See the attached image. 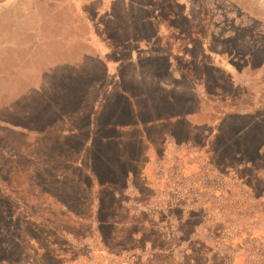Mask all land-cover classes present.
<instances>
[{"label":"rangeland","instance_id":"rangeland-1","mask_svg":"<svg viewBox=\"0 0 264 264\" xmlns=\"http://www.w3.org/2000/svg\"><path fill=\"white\" fill-rule=\"evenodd\" d=\"M163 1L132 2L134 12L130 16L120 9L114 12L111 2L103 6L110 10L96 15L101 0H0V194L6 191L12 199L16 229L23 228L43 245L48 235L57 233L52 242L56 249L68 252V259L78 260L80 255H89L90 249L101 248L92 239L70 242L67 235L57 232V226L48 223L39 230L42 220L36 213L44 214L54 225L59 221L45 215L44 203L34 199L38 186L48 181L42 175L66 172L71 165L65 158L73 154L84 163L89 154L103 165L115 144L126 155L134 147L131 137L126 136L122 146L121 141H113L115 133L131 130L126 129L131 124L129 119L121 121L126 106L151 108L161 104L168 108L173 104L185 108L188 103L186 93L179 88L190 82L174 73L176 55L170 42L175 35L167 27L172 21ZM176 1L178 10L186 13L191 7L194 17L201 18L210 30L208 51L217 50L213 65L218 63L216 72L220 75L218 80L212 76L211 84L216 81L219 87H226L232 82L227 69L221 67L226 66L240 75L239 93L249 82L259 90L264 88V0ZM248 51L254 55L240 60ZM102 62L108 72L124 66L119 84L114 85L117 77L109 78L105 71L96 85ZM121 72L116 71L117 75ZM84 80L92 95L83 93ZM109 83L114 85L113 93L107 88ZM95 85L97 89H93ZM263 103L264 99L259 105ZM260 115L264 116V110ZM248 117L242 118L249 125L240 135L264 145V126L254 116ZM116 124L122 125L115 128ZM153 133L152 140L160 145V132ZM222 144L220 141L209 150L212 159L206 179L186 181L173 176L177 168L171 164L167 170L172 179L159 184L165 192L155 197L151 192L125 194L124 211L115 206L109 215L128 224L126 231L117 233V240L106 231V241L115 253L99 252L102 261L98 264H230L233 253L240 250L251 257L252 264H264V174L254 179L243 173V184L232 181L234 174L228 178L231 172L216 154L223 150ZM86 146L89 148L84 153ZM123 154L126 163L129 157ZM263 157L258 158V169L264 168ZM215 160L219 165L212 163ZM199 163L196 156L188 160L191 174L198 171ZM109 164L107 169L111 170ZM76 166L84 168L81 163ZM218 168L220 171L215 170ZM207 187L211 188L202 191ZM130 188L141 187L134 181ZM253 197L258 202L249 199ZM255 207L261 220L246 229L244 221L251 223ZM32 213L37 219L28 222ZM86 233L87 228L83 230ZM131 236L137 242L136 249H132L135 242ZM15 252V264H37L28 243ZM83 262L89 261L84 258Z\"/></svg>","mask_w":264,"mask_h":264},{"label":"trees","instance_id":"trees-1","mask_svg":"<svg viewBox=\"0 0 264 264\" xmlns=\"http://www.w3.org/2000/svg\"><path fill=\"white\" fill-rule=\"evenodd\" d=\"M98 14H100L99 10L96 12V15ZM215 51L217 50L209 51V55L205 57L207 64L210 65L213 63L212 59ZM253 55L252 51H248V54L243 55L245 59L241 57L240 60L246 61ZM55 97L54 102L58 99L57 96ZM176 114L177 113L173 111L153 113L150 110H141L138 111L137 118L138 122L141 123L156 118L162 119L166 115L173 116ZM120 125L122 124H116L115 128L121 127ZM154 130L160 132L161 141L164 139L165 141L170 140L172 143H179V141L188 140L195 147H200L202 145L200 142V136L202 135L201 128L196 127L194 122H190L187 118L171 119L166 123L160 122L158 126L144 124L143 127L137 131L123 130L119 134L115 133L117 136L116 139H113L115 143H118L119 140L122 143L121 146L124 145L123 141L128 139L125 138L127 136L131 137L129 139L130 142L134 144V147L132 150H127L128 152H126L125 155L123 151H120V146L117 147L116 144L115 146L112 145L111 150L109 148L110 154L106 158L108 159L106 160L107 162H109V158L114 159V161L109 162L111 170L105 167L106 162H104L103 165H99L96 160L93 159L94 157L89 154L88 161L86 163H84L85 161L81 162L84 168L82 169L81 167V169H78L76 165L80 163L76 155L73 154L65 158L68 164L71 165L67 167L68 170L66 172L44 173V175H42V177L46 178L48 181L38 186L36 192L39 196L35 195L34 199H38L44 203V205L43 203L42 205L45 206V208L43 207L45 209V215L56 217L60 222L57 221L54 225L47 217L45 218L44 214L40 215L36 213L35 215L38 216V219L40 221L42 220V223L38 224L39 230L44 224L48 223L50 227L57 226V232H60L62 235H67L69 237L68 241L70 242H84L87 239H95L98 242V246L102 249L101 252L98 251V249H90L89 255H80L78 260L68 259V252H66L64 248L56 249L52 242V239L56 237L57 233L48 235V242L46 245H43L41 240H36L29 232L27 234L23 228L16 229V215L13 212L14 207L11 204L12 199L5 191V194L1 192L4 197H1L0 194V264H15L16 249L24 248V244L26 243H28V249L34 251L37 264H98L102 261V258H100L98 254L99 252L104 255L106 253L114 255V248L111 250L110 243L106 241V231L109 230L110 235L112 237L114 235V237H116L115 240H117V233H119V235L124 234L128 224L116 221L115 216H110L109 212L110 209L115 208V206L123 210L125 183L128 176L133 178L134 175L139 172L138 170H142L141 165L144 161L141 162L140 157L143 154L147 156L151 149L156 153L157 144L152 140L154 138ZM93 141H95V139ZM88 148L89 146L83 148V152L86 153ZM91 148L95 149L96 145H92ZM260 149L261 148H258L259 151H261ZM78 151L80 152L79 148ZM260 153L261 152H259V154ZM122 154L129 157L126 159V163L121 162L122 159L120 160ZM130 159H132L133 162H127V160ZM217 161L218 160H215L212 163L219 165ZM245 162H247V160L241 157L240 163ZM111 178L112 181L110 182ZM138 195H141V193L138 192ZM110 203L112 204L110 205ZM88 206L89 209H87ZM33 215L32 213L31 216L33 217ZM36 216L33 218L28 216V222L37 219ZM43 221H45V223ZM124 224L126 225L123 228ZM85 228H87L88 234L86 233L84 235L83 230ZM78 231L80 234H77ZM131 237L135 242L132 249H136L137 242L135 241V237ZM129 252L130 250L127 251V253ZM133 254L132 259L136 258L134 252ZM84 258H87L89 262H83Z\"/></svg>","mask_w":264,"mask_h":264},{"label":"crops","instance_id":"crops-1","mask_svg":"<svg viewBox=\"0 0 264 264\" xmlns=\"http://www.w3.org/2000/svg\"><path fill=\"white\" fill-rule=\"evenodd\" d=\"M104 2H106V0H103ZM119 3H124L125 7L128 8H132L133 4L132 2L130 3L129 0H116ZM139 3V2H137ZM175 3L177 4V1H175ZM189 7V6H188ZM189 9H186V13L190 11ZM149 11L148 9L145 11L147 12ZM186 13H184L186 15ZM191 13V12H189ZM192 14V13H191ZM180 15V14H179ZM192 46L195 47L194 44H192ZM192 47V48H194ZM179 59H181L182 61H179L175 58V66H177V69H175V74H177L179 77L184 78L185 82L189 81L190 84L189 86L181 87L179 88V90L181 92L186 93V100H187V105L185 106V108H182L180 106L175 105L174 107L177 108H173V104H172V108L173 110H170L171 108H141V110L145 111V110H150L153 113H158V112H163V111H173L176 112L177 114L175 116H181L180 118H189L187 116H191L193 114H196L194 116H198L200 114V116L202 118H205V116L207 117V114L209 113V111L213 108H207V105H215L218 102H216V100H218V98L220 96H222V93H217V91L214 89L215 85H217L214 81L212 83V86L210 84V82L212 81L211 77L213 76V79L216 78L217 80L219 79L218 72H216L217 70H219L218 68V63H216V68H214L212 76L210 75V78H207V76H203L199 77L198 79H196V76L193 77H189L187 76V74L185 73L187 66L189 63L192 62V57H186L185 56H181L179 57ZM177 60V61H176ZM107 62V61H106ZM103 63V62H102ZM108 63V62H107ZM178 64H179V69H178ZM100 69H98L97 71L99 72L98 75L99 77L95 80L96 81V85L101 83V78L100 76H103V74L105 73V71L110 75L109 78H114V76L117 77V81L115 83H113L114 85L117 83L119 84V82H121L122 76H123V71H124V66L122 64H120L119 66H117V68L115 70H113V68L109 69L108 72V68L106 67V65L100 64L98 65ZM263 69H264V63H263ZM112 67V66H111ZM119 67V68H118ZM168 67L169 70H171V63L168 62ZM222 69H227V71L229 72L227 75L228 77H231L232 82H229V88L231 89V96L235 97L230 99L229 98H225L224 100V104L229 105H233L232 108H215L218 112L219 115H217L218 120L216 122V124H210L209 127L206 128V130H202V135L200 136V140L201 141V146L200 147H195L193 146L188 140L185 141L186 143L180 144V143H175L173 144L172 142L168 141L167 143H161L160 145L156 146V153L153 152V149H151V151L148 153L147 156H145L144 154L140 157L141 162H143V164L141 165V169L142 170H138L139 172L137 174L134 175V177L130 178L128 175V179L126 181V185H125V189L124 192L125 194L129 193V194H138L141 193L145 194V193H152V196L155 197V194H158L159 192H165L166 189L160 190L159 189V184L160 183H165L167 182V180L172 179L171 175L168 173V167L172 165H174L177 170L175 171V174H173V176H176L178 178H184V180H198L199 182L205 178L208 175V164L210 163V159H212V155L209 152L208 146L212 144V146L214 147V144H217V141H214V136H219L218 132L216 130L219 129V125L221 124L224 125L225 124V128H223V131L226 132V135L228 136L227 138V142H228V151L229 154L232 158H235L238 154H242L245 153L246 148H243V146L247 145V144H252L253 140L248 138H244V136H240L239 132H241V130H243V128L241 126H236L235 122L231 121V120H227L228 118H232V117H246V116H255L256 114L260 113L261 111L264 110L263 108H256V102L258 101L259 98H264V88H262L261 90H259L257 87H255L254 82H249L248 88L244 87L243 90L239 93L238 92V88L239 83L241 82L239 79V74H236V72L232 69H228L226 66H221ZM137 68V67H134ZM207 69V68H206ZM117 70H121L122 72L120 74L117 75L116 71ZM207 71H209L207 69ZM115 73V74H113ZM259 76V75H258ZM203 80V84L204 86H206L208 90V98L207 99H200V103H198L200 108H195V106L193 105L190 107V102L192 101V99H194L195 97H197L196 93H198V90H201V82ZM260 78H256L255 81H259ZM111 81V80H109ZM210 81V82H209ZM239 82V83H238ZM113 84H107V88H109L111 90V92L113 91ZM93 86V89H97V86ZM84 88H83V93L87 92L88 94L92 95L91 92H88L89 90H87V84L85 83L84 80ZM91 90V88H90ZM95 93H97L95 91ZM113 93V92H112ZM115 93H118V90L115 91ZM86 94V93H85ZM84 94V95H85ZM100 94V92H99ZM237 94H239L240 97H236ZM72 95V94H71ZM84 95L80 98V101L83 100ZM97 96V95H96ZM72 98V97H71ZM245 99H249L251 100L250 102V107L249 108H241L243 107L242 104L245 102ZM234 101V103H233ZM207 102V103H206ZM211 103V104H209ZM213 103V104H212ZM206 105V106H205ZM154 107V105L152 106ZM156 107V105H155ZM240 107V108H239ZM127 111L125 112L124 117L122 118L121 121H127L128 119L131 121V124H129L128 126H126V129H131V130H140V128H142V126L144 124H154L155 126H158L160 124V122H167L170 120L171 116H164L162 119L161 118H156L153 120H148V121H143L141 123L137 122V113L138 110H140V108H130L129 106H126ZM263 109V110H262ZM128 113V114H127ZM136 113V115H135ZM210 116V115H209ZM208 116V117H209ZM127 118V119H126ZM173 118V117H172ZM225 120H227V122H224ZM237 122V121H236ZM108 123V122H107ZM106 123V125H108ZM205 129V128H204ZM235 130V131H234ZM237 130V131H236ZM221 142H223L222 144V151H216V154L219 158V156L221 157L222 153L225 154L227 149H226V145L227 143L225 141L220 140ZM220 144V142H219ZM211 151V150H210ZM194 156H196V158L200 161L199 164H197V169L198 171L194 174L190 173V169L187 168L188 166V160H190V158H194ZM190 157V158H189ZM122 159V156H120V160ZM83 161V159L81 160L80 156H78V162L81 163ZM133 162L132 159L127 160V162ZM105 167L107 168V164L109 162L105 161ZM121 162H123L121 160ZM110 165V164H109ZM111 167V165H110ZM152 169V171H151ZM207 170V171H206ZM121 171V169H120ZM228 171H230L228 169ZM234 173H231V175L228 176V178H230ZM220 177H222V174H219ZM227 179V178H226ZM231 179V178H230ZM232 181L236 182V176L234 174V177L231 179ZM137 182L138 186H140L141 188L138 190L135 189H131V182ZM239 183V182H238ZM202 185V184H200ZM201 187V186H200ZM211 187H207V188H203L202 191H207L209 190ZM170 189L167 186V191H169ZM215 196L217 197L218 191L214 192ZM154 200V199H153ZM92 203V202H91ZM91 207V206H90ZM87 209H89V206L87 207ZM92 209V208H91ZM257 209V208H256ZM264 210V207H263ZM94 211V210H93ZM261 220V216L260 214H258V212H256V215L254 216V219L249 220L251 221V223H248L247 221H244V225L245 228L248 229L249 227H251V225L253 223L259 222ZM252 233V232H251ZM261 236L264 237V234H262L261 232ZM234 238H232V240H234ZM95 240V239H94ZM217 240L220 241V238L217 237ZM232 246V245H231ZM98 251H102V249H98ZM246 253L243 250H240L239 252H234L232 257L233 259L231 260L230 264H252V261L249 262V258H251L249 255H245ZM106 255V254H105ZM107 255H109L107 253Z\"/></svg>","mask_w":264,"mask_h":264},{"label":"flooded vegetation","instance_id":"flooded-vegetation-1","mask_svg":"<svg viewBox=\"0 0 264 264\" xmlns=\"http://www.w3.org/2000/svg\"><path fill=\"white\" fill-rule=\"evenodd\" d=\"M129 1H130V3L131 2L137 3V2H142L143 0H140V1H137V2H135L133 0H129ZM175 1L176 0H165V2L167 3V6H166L167 12H168V15H170V17H169V18H171L170 20L172 21L171 26L169 25L167 27L171 28L172 29L171 31L175 35V38H173L171 40V42H170L172 50L175 51L174 52V55H176L175 58L177 60H179V61H182L181 59H179V57H181V56H185L186 55V57H192V62L189 63L188 65H186L187 69H186L185 73L187 74V76H189V77L196 76L197 77L196 79H198L199 77L203 78V76H207V78L211 79L210 75L212 76V74H214L212 70H214V68H216V65H213L214 63L209 65L205 61V57L209 55V53H208L209 52L208 51V45L209 44L208 43L210 41L209 37L211 36L210 35V30H209L208 27H206L204 24L201 23V18H199V19L195 18L194 15L191 14L192 12L189 13L190 12L189 11L185 15L184 14L185 12L182 13L180 10H178V8H177L178 4H176ZM101 2H102L101 3V7L98 9L100 12L107 11V10L111 9V8H109V9L105 10L104 7H103L104 4H106L108 2H111V4H115L113 6V11L114 12L116 10L120 9V10H122L124 12H127L130 16H131V13L134 12V10H132L133 8L125 7L124 3H121V2L119 3L116 0H106V2L101 0ZM163 2H164L163 0H160L161 4ZM170 6H171V8H170ZM136 11H138V10L136 9ZM136 11H135V13H136ZM192 44H194L195 47L192 46ZM192 47H194V48H192ZM212 61H213V59H212ZM206 68L209 71H207ZM201 84H202L201 90H198V93H196L197 97L192 99V101L189 104L190 107L192 106V108H193V105L195 106V108H196V106H197V108H200L199 105H198V103H200V99L199 98L207 99L209 97L208 96V90H207L209 88L204 86L203 80H202ZM211 86H212V84H211ZM227 87H229L228 84H227L226 87H225V84L222 87H219L218 85H215L214 89L217 91L218 95H219V93H222V96L219 95L220 97L218 98V100H216V102H218L217 104L214 105L212 103L213 104L212 106L211 105H209V106L207 105V108H213V109H211L209 111V113L207 114V117L205 116V118H202L200 116V114L198 116H194L196 114H193L191 116L190 115L187 116V117H189L187 119H189L190 122H194V125H196V127L201 128V130H206V128L209 127L210 124H213V123L216 124V122L218 120L217 115H219V112L215 108H232V106H233V105H229L228 106L227 104L223 103L225 98H229L230 97V99H232V98L235 99V97L231 96L232 95L231 94V89L227 88ZM236 97H240L239 94H237ZM262 99H264V98H259L258 99L259 102L258 101H257L258 103L256 102L257 103L256 104V108H260V107L263 108L264 107V103H263V105H259L260 102L262 101ZM250 102H251V100L246 99L245 102L242 104L243 107H241V108H249L250 107ZM233 103H234V101H233ZM209 104H211V103H209ZM174 106L175 105H173V107ZM165 107H166L165 105H161L160 104V105H156V107L154 106V107H151V108H165ZM136 108H140V110H138V111H141V108H144V107L138 105V106H136ZM146 108H149V107H146ZM168 108H171L170 110H173L172 107H168ZM174 108H177V107H174ZM180 117L181 116L175 117V115H173V116H171L170 120L171 119L175 120V119L180 118ZM247 117L248 116H246V117H238V119H236V117H232V118H228L227 120H231V121L235 122L236 126H241L244 129V128L248 127L249 123L244 121V120H242V118H247ZM239 118H241V119H239ZM254 119H256V122L261 123V125L264 126V123H263L264 122V116H261L260 113H259V115L256 114L254 116ZM227 120H225L224 122H227ZM169 121H167V122H169ZM137 122H138V118H137ZM164 123H166V122H164ZM223 128H225V124L222 125V126L220 124L219 125V129L216 130L218 132L219 136H214V141H217L218 143L220 142V140L225 141L227 143V145H226V149H227V147H228V142H227L228 136L226 135V132L223 131ZM242 132L243 131L241 130V132H239V135ZM201 141L202 140H200V142ZM167 142L168 141H165L164 139H162V141L160 143H167ZM179 143L183 144V143H186V142L184 140V141H181V142L179 141ZM173 144H175V143L173 142ZM248 147H249V149H248ZM258 148H261L260 149L261 151H259ZM208 149L209 150L213 149L212 148V144L208 146ZM259 152H261V153L259 154ZM263 154H264V145H261V144L259 145L256 141H253L252 144L251 143L247 144L245 153L238 154L235 158H232L230 156V154H229V151L227 150L225 154L222 153L221 154L222 156L221 157L219 156V160L220 159L223 160L222 162L227 165V168L230 170V172L235 174V176L237 178V181L239 183L243 184L245 182V179L241 178V175L243 173H246V175H245L246 177L250 176V177H253L254 179H256V177H258L259 174H262V175L264 174V168H259L258 169L257 166H256L258 158L262 159ZM241 157L246 159L247 162L240 163ZM263 159H264V157H263ZM215 170L216 171H220L219 168L215 169ZM221 176L224 177L223 174ZM243 187L248 189V190H252L253 191V187L252 186L248 187L247 185L244 184ZM249 199L251 201L255 202V203L258 202L257 199L254 198V197L253 198H249ZM254 211L255 212H253L252 219H254V216L256 215V207L254 208Z\"/></svg>","mask_w":264,"mask_h":264}]
</instances>
